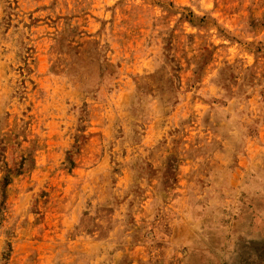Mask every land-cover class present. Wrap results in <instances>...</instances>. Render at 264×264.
Here are the masks:
<instances>
[{
    "label": "rangeland",
    "instance_id": "1",
    "mask_svg": "<svg viewBox=\"0 0 264 264\" xmlns=\"http://www.w3.org/2000/svg\"><path fill=\"white\" fill-rule=\"evenodd\" d=\"M259 126L264 0H0V264H125L190 201L244 200L208 155Z\"/></svg>",
    "mask_w": 264,
    "mask_h": 264
},
{
    "label": "crops",
    "instance_id": "2",
    "mask_svg": "<svg viewBox=\"0 0 264 264\" xmlns=\"http://www.w3.org/2000/svg\"><path fill=\"white\" fill-rule=\"evenodd\" d=\"M262 130V126H259L250 136L253 141L251 148L245 146L246 150L233 156L237 163L232 169L229 158L219 153L222 147L217 140L219 136L213 137V144L217 147L211 156L208 155L211 157L210 176L213 180L207 186L218 193L232 191L240 197L244 195V200L240 198L215 204L207 202L202 206L197 198L190 201L191 211L186 218L180 216L167 224L160 223L159 231L154 233V244L150 248L133 247L126 250L125 264H233L235 257L236 264H240V261L242 264L247 255H258L264 243ZM192 156L197 160V154ZM191 173L194 175L196 172L191 170ZM181 175L180 169L177 176ZM199 185L201 187L203 184ZM213 208L216 209L214 212ZM198 209H203V212L198 213Z\"/></svg>",
    "mask_w": 264,
    "mask_h": 264
}]
</instances>
